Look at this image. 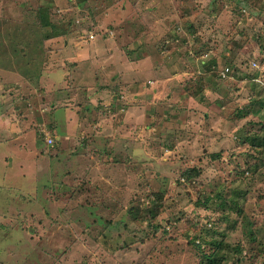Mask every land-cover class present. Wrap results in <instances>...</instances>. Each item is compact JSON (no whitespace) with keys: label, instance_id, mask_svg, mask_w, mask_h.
<instances>
[{"label":"rangeland","instance_id":"1","mask_svg":"<svg viewBox=\"0 0 264 264\" xmlns=\"http://www.w3.org/2000/svg\"><path fill=\"white\" fill-rule=\"evenodd\" d=\"M249 1L0 0V264H264Z\"/></svg>","mask_w":264,"mask_h":264},{"label":"trees","instance_id":"2","mask_svg":"<svg viewBox=\"0 0 264 264\" xmlns=\"http://www.w3.org/2000/svg\"><path fill=\"white\" fill-rule=\"evenodd\" d=\"M260 2V11H264V1H259V0H250L249 2L250 3H253V2ZM264 44V42H261V45ZM264 47V46H263ZM29 62H34L36 63L37 61H35V59H31V60H28ZM214 62H216L215 59H213ZM75 99V98H74ZM72 99V100H74ZM88 99V98H86ZM85 101V100H84ZM60 102V101H59ZM85 104L89 103L88 100H86V102H84ZM49 112L50 114L52 113V115H55V111L57 109V102L56 101H53V104L54 106L52 107V103H49ZM87 109V108H86ZM86 111H84V114H85ZM250 113H255V111H246V112H242V115H247V114H250ZM82 118V117H81ZM261 121H264V119H259ZM249 123L254 126L256 129L255 130H252L250 133H248V135L245 137V139H247V143L250 144V148L253 150L254 154L256 156H259V158L261 157V159L264 161V134L261 133V131L255 126L253 125V123L251 121H249ZM264 126V125H263ZM81 126H79V129H80ZM105 130V129H104ZM77 132L79 133V130H78V127L75 128V134L72 135L70 137V140L75 142L78 140V138H75L76 135H77ZM60 141V140H59ZM62 142V143H61ZM60 142V145L62 146L63 145V141L61 140ZM90 139L89 138H86V137H83L81 139V142L78 144L77 147H80V146H83L85 147L84 149H87V148H90ZM82 148V147H80ZM130 149V148H129ZM80 152L83 151V153L87 152L86 150H79ZM134 148L132 147L130 150H129V154L130 153H134ZM90 152V151H89ZM102 151H100V154H101ZM114 153V152H113ZM256 165H258V163H256ZM153 225V224H152ZM148 226H151V225H148ZM153 227L155 228V226L153 225ZM220 261L216 258H213V257H209L208 258V261H207V264H219Z\"/></svg>","mask_w":264,"mask_h":264},{"label":"crops","instance_id":"3","mask_svg":"<svg viewBox=\"0 0 264 264\" xmlns=\"http://www.w3.org/2000/svg\"><path fill=\"white\" fill-rule=\"evenodd\" d=\"M59 67H60V64H59ZM59 67H58V68H59ZM166 69H167V67H166ZM173 79H175V76L173 77ZM154 82H156V81H154ZM74 98H75V97H73L72 99H74ZM73 103H76V102H73ZM143 103H144V102H143ZM60 105H61V104H59V105L57 106L56 111L59 109ZM135 108H136V107H133V108L130 107V108L128 109V112H130L131 116H133V111H134ZM79 121H80V123H82V119H79ZM80 123H79V126H81ZM60 126H61V127L66 126L65 128L70 127V126H69V123H68V124L64 123L63 125L61 124ZM76 127H78V126H76ZM61 129L63 130V131L61 130L62 133H61V134L59 133V134L56 135L57 138H58V140H60V137H62V136H64L63 138L65 139V136H66V131H64L63 128H61ZM71 129H72V128H71ZM71 129H70V130H71ZM78 130L80 131L79 127H78ZM66 137L70 139L71 136H70V137L66 136ZM108 185H109V183H108Z\"/></svg>","mask_w":264,"mask_h":264}]
</instances>
